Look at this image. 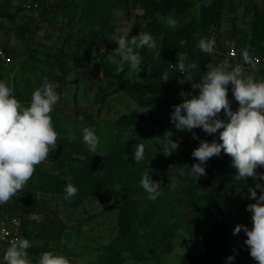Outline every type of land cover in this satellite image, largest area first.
<instances>
[{"label": "rangeland", "instance_id": "374dc122", "mask_svg": "<svg viewBox=\"0 0 264 264\" xmlns=\"http://www.w3.org/2000/svg\"><path fill=\"white\" fill-rule=\"evenodd\" d=\"M168 17L177 20L176 28L167 25ZM126 29H130L129 38L147 32L156 41L155 49H135L142 57L138 74L127 64L117 73L120 58L111 55L118 47L113 35ZM201 38H214L224 55L201 52ZM0 47L13 55L9 66L0 62V81L14 88L25 107L35 89L50 82L59 84L60 100L51 113L57 147L36 167L23 191L0 205V220L9 207L22 213L26 239L33 245L28 249L32 264H38L45 251L64 255L71 264H213L214 260L257 264L244 244L245 233L234 235L233 230L238 224L252 227L246 208L255 201L248 198V188L256 183L264 187V181L237 179V170L231 166V175L217 191V210L209 211L197 199L209 193L221 172L208 161L206 175L198 180L190 175V166L198 163L191 155L195 142L207 134L199 128L175 132L166 96H154L150 105L143 104L120 90V84L159 90L169 86L178 93L176 101L182 102L181 91L198 95L191 85L199 82L207 65L225 59L237 64L227 58L228 52L247 51L264 58V0H50L39 14L23 11L20 0H0ZM179 53L185 56L186 68L198 65L191 70L192 82L181 84L183 74L168 70L169 64L177 63ZM208 56L211 60L205 63ZM244 67L246 74L264 80L261 69ZM164 73L169 76L167 82L162 79ZM231 89L230 84V108L236 111L239 105ZM136 112L144 118L147 133L119 123ZM218 118L228 120L223 110ZM85 126L100 137L96 154L83 143ZM170 129L172 139L180 143L166 157L163 134ZM193 132L199 139H193ZM138 144L145 152L136 163L133 153ZM77 148L85 157L74 154ZM64 156L89 157L95 166L115 159L119 169L107 188L65 200V194L44 190L40 183L42 171L72 180L74 167L64 165ZM224 159H218L222 167ZM145 172L161 183L156 200H149L140 185ZM125 205L137 211L135 221L122 216Z\"/></svg>", "mask_w": 264, "mask_h": 264}, {"label": "clouds", "instance_id": "9594fccd", "mask_svg": "<svg viewBox=\"0 0 264 264\" xmlns=\"http://www.w3.org/2000/svg\"><path fill=\"white\" fill-rule=\"evenodd\" d=\"M119 14V13H118ZM171 28L177 27V20L168 17L165 21ZM130 29L122 34H114L112 41L118 45L111 55L118 56L116 72L124 71V65H129L132 72L139 73L142 68V57L135 49L147 47L156 48L155 39L147 32L129 38ZM215 39L201 38L199 50L205 54L216 52ZM244 64L254 67L253 58L247 51L243 52ZM178 72L183 74L179 83L194 81L191 70L198 67L196 63L185 65V56L178 54ZM207 71L200 77L198 83H192V89H198V95L181 91L183 101L173 105L171 123L175 132H192L202 129L212 135L219 131V141L209 143L201 140L191 155L198 163L190 166V175L198 180L206 175L207 162L213 157H219L221 152L231 157L232 166L237 170V179L252 178L264 181V173L257 169L264 167V80L257 81L252 75L246 74L244 65L231 64L227 59L215 66L207 65ZM162 79L167 82L169 76L164 73ZM232 86V94L238 109L232 111L228 99V86ZM58 83H46L35 89L31 95L30 104L25 107L16 97L15 90L4 81H0V205L7 204L18 192L23 191L28 181L33 177L36 167L46 161L50 152L56 149L58 133L53 127L51 113L60 97L56 92ZM187 97V98H185ZM224 111L227 122L218 118ZM82 119V118H81ZM82 140L88 151L98 152L100 137L90 127L82 128ZM174 131L167 130L163 134V154L167 157L179 149V140H173ZM193 139H199L195 132ZM144 146L138 144L133 153L136 163L144 158ZM176 181L173 178V187ZM140 185L148 195L149 200H156L160 193L161 183L153 181L145 172ZM257 189L260 194L257 195ZM64 199L70 200L76 196L78 189L71 183L64 188ZM249 199L254 203L247 205L251 213L252 227L237 225L233 234L243 231L246 235L244 244L249 254L257 264H264V187L256 183L254 188H248ZM32 243L26 238H17L5 251L4 264H32L28 249ZM234 257H228L231 261ZM38 264H71L64 255L50 251L41 253Z\"/></svg>", "mask_w": 264, "mask_h": 264}, {"label": "trees", "instance_id": "16d2710c", "mask_svg": "<svg viewBox=\"0 0 264 264\" xmlns=\"http://www.w3.org/2000/svg\"><path fill=\"white\" fill-rule=\"evenodd\" d=\"M20 8L24 10L22 1L20 0ZM216 52L214 54H221L224 55V53H221L218 48L216 47ZM213 55V54H212ZM211 60V57L208 56L204 59L205 63H209ZM173 64V63H171ZM169 64V66L171 65ZM174 65H176L174 63ZM170 72H175L177 74H180L178 70L171 71ZM177 66V65H176ZM120 90L123 92L129 94L132 96L136 101L143 103V104H151L152 103V97L154 96H166V105L171 108L172 102L177 100L178 93L171 89L169 86H165L163 89L159 90L157 89L156 86H145V85H123L120 84ZM119 123L122 126H130L134 125L137 127L139 131L142 133H147L149 128L147 127V124L145 123L144 118H142L137 112L130 115V116H124L120 119ZM217 133L212 134V135H205L204 138L201 140H206L209 143H211L214 139L217 142H220L216 138ZM200 140V141H201ZM195 142L196 148L199 146V143ZM74 154L80 156V157H85L84 153L80 148H77L74 150ZM55 157H58L55 154H52ZM223 156L225 159L224 161V166L222 167L218 163V159ZM61 160L64 162V165L66 166H72L73 168V178L70 181L65 180L62 177H59L56 173L52 171H42L41 176H40V183L41 187L44 190H50L54 191L55 193H60V194H65L64 193V188L66 184L71 183L73 184L77 189L78 193L77 195H80L79 193H87V194H92L96 191H99L101 189L107 188L108 184L110 182H113V177L114 175L117 174L118 171V165L119 163L115 160L112 159L110 160L107 164H101L100 166H95L93 163L89 160V157L87 158H76L73 156H64L61 157ZM209 166L213 169H217L221 172V178L217 182L216 185L211 186L209 193L204 197L200 198L198 197L197 201L204 204L209 208V211H216L217 210V204L215 203L217 201L216 195L217 191L220 187L224 185V183L227 181L228 177L231 175V169L230 167L232 166L231 163V157L224 154L223 151L221 152L219 157H213L209 160ZM260 171H264V167L258 168ZM126 204V203H125ZM121 214L123 217H126L128 219V222L135 221L137 219V211L132 210L129 205H125L122 207ZM219 215H223L222 212L218 213ZM217 214V215H218ZM8 215H17L22 217V213L19 211H16L15 209H11L10 207L8 208V211L6 215L3 217L5 218ZM225 222V221H224ZM228 223H224V229L227 228ZM26 223L24 221V238H26ZM124 228H127V225L124 224ZM219 260H214L213 264H217Z\"/></svg>", "mask_w": 264, "mask_h": 264}, {"label": "built area", "instance_id": "2783aa9c", "mask_svg": "<svg viewBox=\"0 0 264 264\" xmlns=\"http://www.w3.org/2000/svg\"><path fill=\"white\" fill-rule=\"evenodd\" d=\"M25 12L32 14H39L43 8L48 4L50 0H21ZM254 61V68L261 69L264 77V58L249 54ZM227 58L237 61L244 65L243 55L232 50L227 53ZM0 62L3 65H10L13 62V56L8 50L0 47ZM171 71L178 70L177 66L171 64L169 66ZM182 74V73H181ZM181 103L180 101L173 102L171 108L173 110V105ZM17 238H24V219L21 216L8 215L0 220V264H4L3 256L5 251L10 247L11 243Z\"/></svg>", "mask_w": 264, "mask_h": 264}, {"label": "crops", "instance_id": "0c3cea01", "mask_svg": "<svg viewBox=\"0 0 264 264\" xmlns=\"http://www.w3.org/2000/svg\"><path fill=\"white\" fill-rule=\"evenodd\" d=\"M6 50H7V49H6ZM8 51H9V50H8ZM9 52H10V51H9ZM10 54H11V52H10ZM11 55H12V54H11ZM12 56H13V55H12ZM231 60H232V59H231ZM261 75H262V78H264V77H263V74H262V71H261Z\"/></svg>", "mask_w": 264, "mask_h": 264}]
</instances>
